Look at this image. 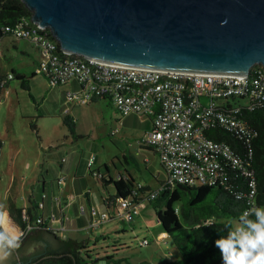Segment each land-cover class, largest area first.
Returning a JSON list of instances; mask_svg holds the SVG:
<instances>
[{
  "label": "built area",
  "instance_id": "built-area-1",
  "mask_svg": "<svg viewBox=\"0 0 264 264\" xmlns=\"http://www.w3.org/2000/svg\"><path fill=\"white\" fill-rule=\"evenodd\" d=\"M6 34L35 46L36 71L44 74L50 83L72 80L78 85L77 90L67 93L69 100L86 103L94 98H106L121 115L134 112L151 117V126L143 132L141 140L155 150L165 170L159 188L218 184L230 189L235 197L245 195L248 198L245 209L257 206L251 166V140L256 129L247 113L264 106L262 65L254 64L248 73L242 74L177 70L89 57L62 48L48 27L32 21L30 15L0 23V39ZM12 77L13 73L7 71L0 79V86L4 87ZM215 128L232 132L237 137L236 144L209 136V130ZM117 131L118 127H114L110 134ZM91 161L90 157L88 167ZM90 175L99 179L101 171L90 168ZM237 175L243 177L244 188H237ZM141 187L136 182L128 196L115 199L111 210L90 205L87 228L94 229L115 216L131 221L142 201L158 192L156 188L141 194L138 191ZM38 206H43L42 199ZM84 209L83 205L79 206L80 212ZM48 218L54 219V214ZM44 219L37 217L38 222ZM29 229L27 224L19 228L18 234L23 237ZM53 230L61 232L63 226ZM147 242L143 238L140 244Z\"/></svg>",
  "mask_w": 264,
  "mask_h": 264
},
{
  "label": "rangeland",
  "instance_id": "rangeland-1",
  "mask_svg": "<svg viewBox=\"0 0 264 264\" xmlns=\"http://www.w3.org/2000/svg\"><path fill=\"white\" fill-rule=\"evenodd\" d=\"M3 37L0 40V68L3 71L13 68L23 73L28 87L22 86L21 79L13 75L0 89V137L7 146L0 151V208L7 207V188L12 174L15 183L10 197L17 207L24 205V197L30 192L39 196L42 180H45L44 191L47 193L52 185L54 192L62 157L72 161L74 166L78 164L77 172L80 173L86 168L88 158L93 156L91 167L97 166L102 171L106 164L114 176H118L117 172L124 174L129 170L135 180H147L156 188L159 181L143 169L141 157L135 152L136 139L131 131H136L129 129L127 122L135 116H128L124 123H120L121 115L106 98L73 106L65 92L77 86L74 81L50 84L41 72L35 70V46L8 34ZM69 107L76 117L73 131L63 120L65 109ZM32 124L37 126V131ZM114 127H118V133L110 135ZM123 152L127 153V159L122 157ZM130 153L139 161L138 166L128 155ZM156 174L162 178L159 168ZM109 191L112 192L111 187ZM47 200L45 196V203ZM160 231L162 228L153 203L144 199L139 212L129 222L115 216L94 229L84 227L68 235L87 241L91 258L99 257L93 264H108L105 255L114 256L108 260L111 264H163L165 259L173 260L179 254L172 240ZM143 238L148 242L140 244Z\"/></svg>",
  "mask_w": 264,
  "mask_h": 264
},
{
  "label": "water",
  "instance_id": "water-1",
  "mask_svg": "<svg viewBox=\"0 0 264 264\" xmlns=\"http://www.w3.org/2000/svg\"><path fill=\"white\" fill-rule=\"evenodd\" d=\"M21 1L62 48L85 56L190 71L264 68V0ZM22 242L7 264L55 246L50 232Z\"/></svg>",
  "mask_w": 264,
  "mask_h": 264
},
{
  "label": "trees",
  "instance_id": "trees-1",
  "mask_svg": "<svg viewBox=\"0 0 264 264\" xmlns=\"http://www.w3.org/2000/svg\"><path fill=\"white\" fill-rule=\"evenodd\" d=\"M29 15V10L21 0H0V23H11L21 16ZM11 71L14 76L21 79L22 86L28 87V80L23 73L16 72L13 68ZM4 75V71L0 68V79ZM95 99L97 98L93 100ZM247 118L256 129V135L251 140V166L256 180L254 201L257 206H264V106L247 113ZM63 120L73 131V122L68 114H64ZM31 126L37 131L35 124ZM208 133L213 138L224 139L231 144H236L237 137L227 130L215 128L209 130ZM106 170L107 165L104 164V169L100 170V180L103 184L110 182L113 184L115 194L109 201L114 204L116 196H128L136 183L132 177L105 178ZM236 177L239 184L237 188H244L243 177L240 175ZM160 185L157 187L156 196L147 200L153 203L157 221L162 231L165 232L164 235L172 240L179 254L173 260L165 259L163 264H222L219 249L214 241L220 235L227 234L226 225L236 226L240 212L248 206V198L245 195L235 197L230 189L218 184L193 186L181 184L185 188L175 185L172 189L159 188ZM149 189L143 186L138 191L144 194ZM28 201L29 204L25 207L12 205L8 209L9 215L20 228H25L27 224L30 225L29 231L22 237L20 247L15 250L22 247L23 239L37 236L42 228L54 236L55 246L47 245L29 256L18 258L14 264L18 262L20 264H93L99 259V257L91 258L92 252L86 240L70 236L63 237L56 233L45 224L47 217L46 220L38 222L37 217L42 216L36 209L40 208L39 200L29 195ZM175 201L178 204H174ZM104 257L108 264H111L108 260L114 258L113 255Z\"/></svg>",
  "mask_w": 264,
  "mask_h": 264
},
{
  "label": "crops",
  "instance_id": "crops-1",
  "mask_svg": "<svg viewBox=\"0 0 264 264\" xmlns=\"http://www.w3.org/2000/svg\"><path fill=\"white\" fill-rule=\"evenodd\" d=\"M3 38L4 37L2 36L1 39ZM20 39H23V38H20ZM36 53H37V56H36L37 58L38 57L37 49H36ZM0 57H1V51H0ZM6 72L7 71H4V73ZM70 82H73V81L69 80L62 84H66ZM77 89H78V85L71 90H66L65 92L66 97H67L68 92H72ZM71 101H72L73 106L79 105V104H85V103H77L73 100ZM112 106L115 109V106L113 104ZM70 108L71 107L65 109V114H68V116L72 119L71 121L74 123L76 120L75 119L76 117L73 116V114H71ZM117 112L119 113L118 110ZM128 116H135V119L127 120L129 129H134L136 131V132L131 131L132 135H134V138L136 139L137 148L135 149V152L137 155H140L141 157L140 159L142 162L143 169L148 170L151 174V177H153L156 181H159V184L156 185V188H157L161 184L163 179L165 178V170L163 166L161 165L158 155L155 152V150L150 145H148L147 143L141 140V135L143 134V132L148 130L151 126V117L149 115H140V114L131 112L126 115H121V119L119 120L120 123H124V119L126 120V117ZM0 140H2L0 141V151H3L7 148V146L5 142L3 141V138L0 137ZM121 155L124 159H127V153L123 152L121 153ZM128 155L133 160L134 164L138 166L139 161L136 160V157L132 155L131 153ZM90 157L92 158L93 156H90ZM92 163H93V159L91 161V165ZM91 165L90 167H88L87 162H86V168L84 170L85 171L87 170V171L85 172L83 170L81 171L83 174H80L81 172L80 173L77 172V169L79 168L78 164L74 166V164H72V161L71 162L67 161L62 157L59 162V168L57 169V172H58L57 176H59L58 178H56L57 189H55V191L53 192V186L51 185L49 187V191L46 193L44 191V186H45L44 181L45 180H42L39 196L36 197L33 191L30 192L24 197L25 203L21 207H25L26 205L29 204V201H28L29 195H31L32 198L34 197L36 200L42 199L43 206L40 208H36V209L39 211V213L43 217H45V220H46V217L48 218L51 213L54 214V219L48 218L49 220H47L45 224L49 226L50 229L52 230L54 228L63 226V230L61 232H58V234L62 235L63 237L69 236L68 235L69 232L78 231L84 227L87 228L86 223H87V218L89 215L88 210H87L88 207L90 205H95L99 208H106V209L111 210L114 205L113 203H110L109 200L111 199V196L115 194V188L111 182L103 184L102 180H100L101 178L95 179L91 175L90 176L88 175V172L90 174V168H93L91 167ZM94 168L98 169L97 166ZM158 168L162 170V178H160L159 175L157 174L155 175V171H157ZM105 172H106L105 178L109 177V178L115 179V178L121 177L122 179H125L126 177H132L134 183L140 182L143 186H147L150 189H155L153 188L151 183L148 182L147 180L146 181L135 180L134 176L132 175V172H130L129 170H127L124 174L117 172L118 176H114L110 172L108 165H107V170ZM120 174L122 175L120 176ZM14 183H15V175L12 174L10 182L8 184V188H7V196H6L7 207L0 208V209L8 217L10 224L13 223L11 225L16 229L17 231L16 234H18V230L20 227L16 224V222L13 220V218L9 215V212H8V209L10 208V206L14 205V202L12 198L10 197V193L12 191V187L14 186ZM37 187L38 186H36V189H38ZM110 187L112 188V192L109 191ZM42 193H44L45 195L41 197ZM45 196H47L48 198L47 203H45L44 201ZM117 197L119 196H116V198ZM80 205L84 206L85 208L84 212L79 211ZM53 222H56V224ZM40 232H48V231L42 228ZM161 233L164 234L163 231H160V234ZM101 236L104 237V234H101ZM70 237H73V236H70Z\"/></svg>",
  "mask_w": 264,
  "mask_h": 264
},
{
  "label": "clouds",
  "instance_id": "clouds-1",
  "mask_svg": "<svg viewBox=\"0 0 264 264\" xmlns=\"http://www.w3.org/2000/svg\"><path fill=\"white\" fill-rule=\"evenodd\" d=\"M5 214L0 211V225ZM227 234L214 241L222 264H264V206H251L240 212L236 226L226 225ZM22 236L0 227V264H7L20 247Z\"/></svg>",
  "mask_w": 264,
  "mask_h": 264
},
{
  "label": "bare ground",
  "instance_id": "bare-ground-1",
  "mask_svg": "<svg viewBox=\"0 0 264 264\" xmlns=\"http://www.w3.org/2000/svg\"><path fill=\"white\" fill-rule=\"evenodd\" d=\"M13 224V223H11ZM9 222V219L7 216L4 217V223L2 224V227L4 229L10 230V231H14L15 233H17L16 229L12 226Z\"/></svg>",
  "mask_w": 264,
  "mask_h": 264
},
{
  "label": "flooded vegetation",
  "instance_id": "flooded-vegetation-1",
  "mask_svg": "<svg viewBox=\"0 0 264 264\" xmlns=\"http://www.w3.org/2000/svg\"><path fill=\"white\" fill-rule=\"evenodd\" d=\"M17 260H18V259H17ZM17 260H16V261H17Z\"/></svg>",
  "mask_w": 264,
  "mask_h": 264
}]
</instances>
